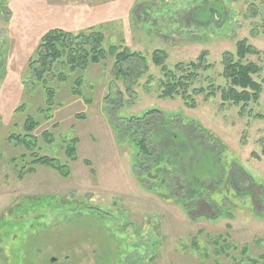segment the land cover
<instances>
[{
  "label": "rangeland",
  "instance_id": "obj_1",
  "mask_svg": "<svg viewBox=\"0 0 264 264\" xmlns=\"http://www.w3.org/2000/svg\"><path fill=\"white\" fill-rule=\"evenodd\" d=\"M55 29L100 32L104 50L127 47L147 66L118 78L110 54L81 59L83 39L70 47L79 63L66 53L53 62L40 55ZM244 39L259 52L245 62L262 67V92L241 111L222 99V74ZM157 49L171 69L206 52L194 107L161 97ZM153 109L214 137L236 179V190L223 184L224 209L201 200L188 211L140 183L138 147L113 121ZM263 151L264 0H0V264H264Z\"/></svg>",
  "mask_w": 264,
  "mask_h": 264
},
{
  "label": "trees",
  "instance_id": "obj_2",
  "mask_svg": "<svg viewBox=\"0 0 264 264\" xmlns=\"http://www.w3.org/2000/svg\"><path fill=\"white\" fill-rule=\"evenodd\" d=\"M78 39H83L82 42L85 41L86 44L91 43V48H83L85 54L81 59L87 60L89 57L97 64L101 58L106 59L110 54L114 58L113 68L117 70L118 78L127 79L138 70L131 67L132 63L142 64L143 68L147 66L144 55L132 52L127 47L109 45L108 51L104 50L102 47L104 36L100 32L74 36L59 29L51 30L42 36L43 48H46L47 52L40 56H46L49 52L48 57L56 62L66 53L70 57L69 63L74 61L79 63L80 61L75 58H79L76 53L78 49L73 51L70 48L77 45ZM205 53L203 51L199 62H190L188 69L180 63L175 69H171L164 65L167 59L166 53L160 49L155 50L152 54L153 63L161 66L164 74L162 98L181 95L189 107H194L195 102L192 101L189 89L197 79V71L202 68ZM236 53L235 59L233 53L225 52L223 59L225 68L222 76L227 80V85L226 89H222V99L236 106L241 105L243 111L250 101L258 102L260 99L262 87L254 76L260 73L262 67L252 61L245 62L249 54L259 53L245 39L237 43ZM113 127L121 140L131 139L138 147L136 166L140 183L148 190L155 192L162 190L167 196L185 202L188 211L196 209L201 200L207 202L214 200L224 209L229 198L223 189V184L229 183L231 189L236 190L234 181L236 179L232 175L227 176L226 173L232 167H228V163L222 158L223 150L220 147L216 148L214 137L204 131L196 121L187 123L182 118H171L158 109H153L141 117H123L118 122L115 120ZM75 143L77 145L78 140ZM68 152L71 155L75 154L73 159L76 158L75 145L71 146ZM53 160L43 156L40 162L52 164ZM200 164L203 165V169L198 170ZM212 186L214 190L211 189ZM218 193L222 197L219 203L214 199Z\"/></svg>",
  "mask_w": 264,
  "mask_h": 264
}]
</instances>
